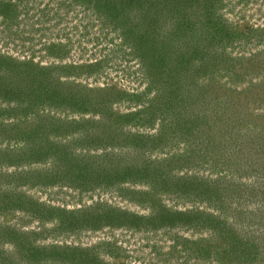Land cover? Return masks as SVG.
Returning <instances> with one entry per match:
<instances>
[{
    "label": "rangeland",
    "instance_id": "rangeland-1",
    "mask_svg": "<svg viewBox=\"0 0 264 264\" xmlns=\"http://www.w3.org/2000/svg\"><path fill=\"white\" fill-rule=\"evenodd\" d=\"M80 1L0 0V264H264V0Z\"/></svg>",
    "mask_w": 264,
    "mask_h": 264
},
{
    "label": "trees",
    "instance_id": "trees-1",
    "mask_svg": "<svg viewBox=\"0 0 264 264\" xmlns=\"http://www.w3.org/2000/svg\"><path fill=\"white\" fill-rule=\"evenodd\" d=\"M78 1V3L80 2V3H82L83 4V2L82 1H80V0H77ZM140 115V114H139ZM120 118H121V116H120ZM116 135V134H115ZM115 135H114V137H115ZM134 136V135H133ZM136 137L135 138H137V135H135ZM143 136H141V141H143V142H145L144 140H143V138H142ZM133 141H134V139H133ZM8 151H10V155L11 154H13V150H11V149H9ZM62 157H63V162H71V160H70V156L68 155V152L67 151H64V152H62ZM21 171H23V169H21ZM21 171H19L18 173L19 174H25V175H27L28 177H26V181L27 182H29L30 181V176H31V174L32 173H30V171L29 170H26V172H21ZM82 171H84V170H82ZM85 172V175L86 174H89L90 172H88V171H84ZM12 175H15L14 173L12 174ZM62 177H63V175H62ZM35 178H37V182H40L39 181V179L41 180V179H43V178H41L40 176L39 177H37V176H35ZM88 182H90L91 184H89V185H85V183H88ZM52 183V185L54 184H58L59 182H54V181H52L51 182ZM84 184H82L81 185V189L82 190H84V191H88V190H85V189H88V188H94V184H92V181H86ZM65 184L66 185H68V186H70V184L69 183H64V182H62V184H58V185H62V186H65ZM23 206H24V204H23ZM22 206V207H23ZM54 208H56V210L55 211H60V212H62L63 210H62V207H51V209L50 210H54ZM110 211H111V213H113V211H114V209L113 208H110ZM28 213H33V211H27ZM26 212V213H27ZM119 212H121V213H123L121 210L119 211ZM194 212H197V210H194L193 211V213ZM198 213H200V214H202L201 212H198ZM185 215V213H183V212H181V215ZM140 216H138V218H139ZM9 232H12L13 233V235L14 236H18V238L19 237H21V235H23V234H27L28 232H26V231H18L17 229H11L10 228V230H9ZM19 245V251H21L22 249H24L23 248V245H21V244H18ZM36 248H38V249H34L33 250V252H39V254H47V251L50 253L51 251H54V250H60V246H58V245H47V246H44V247H36ZM27 248H25V250H26ZM18 250V249H17ZM32 250V249H31ZM29 251H30V249H29ZM76 256H70V258L69 259H71L72 260V258H75ZM97 257V256H96ZM80 258H83V260H81L80 262H82V261H86V264H88V262L90 261V258L91 257H80ZM68 259V260H69ZM94 260H96L95 258H94Z\"/></svg>",
    "mask_w": 264,
    "mask_h": 264
},
{
    "label": "clouds",
    "instance_id": "clouds-1",
    "mask_svg": "<svg viewBox=\"0 0 264 264\" xmlns=\"http://www.w3.org/2000/svg\"><path fill=\"white\" fill-rule=\"evenodd\" d=\"M112 34H113V35L116 34L117 36L119 35V34H117V33H115V32H112ZM117 36H116V37H117ZM122 41H123V40H122V38H121V39H120V42H122Z\"/></svg>",
    "mask_w": 264,
    "mask_h": 264
}]
</instances>
